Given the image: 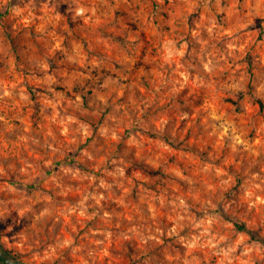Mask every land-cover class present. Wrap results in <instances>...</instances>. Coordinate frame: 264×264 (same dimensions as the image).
Masks as SVG:
<instances>
[{"label":"rangeland","instance_id":"374dc122","mask_svg":"<svg viewBox=\"0 0 264 264\" xmlns=\"http://www.w3.org/2000/svg\"><path fill=\"white\" fill-rule=\"evenodd\" d=\"M0 247L264 264V0H0Z\"/></svg>","mask_w":264,"mask_h":264},{"label":"water","instance_id":"95a60500","mask_svg":"<svg viewBox=\"0 0 264 264\" xmlns=\"http://www.w3.org/2000/svg\"><path fill=\"white\" fill-rule=\"evenodd\" d=\"M0 256L8 264H30V263L22 262L18 260L15 256H13L12 254L4 250L2 247H0Z\"/></svg>","mask_w":264,"mask_h":264},{"label":"clouds","instance_id":"9594fccd","mask_svg":"<svg viewBox=\"0 0 264 264\" xmlns=\"http://www.w3.org/2000/svg\"><path fill=\"white\" fill-rule=\"evenodd\" d=\"M83 14H84V9L83 8L78 9L77 15H83Z\"/></svg>","mask_w":264,"mask_h":264},{"label":"trees","instance_id":"16d2710c","mask_svg":"<svg viewBox=\"0 0 264 264\" xmlns=\"http://www.w3.org/2000/svg\"><path fill=\"white\" fill-rule=\"evenodd\" d=\"M238 225H240V227H241L242 229H246L245 224H238ZM0 261H3V259L1 258V256H0Z\"/></svg>","mask_w":264,"mask_h":264}]
</instances>
